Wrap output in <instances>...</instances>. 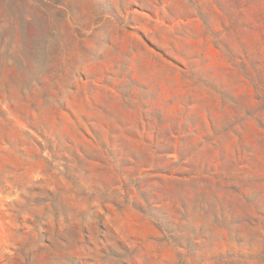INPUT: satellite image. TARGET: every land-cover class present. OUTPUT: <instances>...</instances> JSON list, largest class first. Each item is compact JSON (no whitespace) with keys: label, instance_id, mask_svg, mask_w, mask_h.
I'll return each mask as SVG.
<instances>
[{"label":"rangeland","instance_id":"374dc122","mask_svg":"<svg viewBox=\"0 0 264 264\" xmlns=\"http://www.w3.org/2000/svg\"><path fill=\"white\" fill-rule=\"evenodd\" d=\"M0 264H264V0H0Z\"/></svg>","mask_w":264,"mask_h":264}]
</instances>
